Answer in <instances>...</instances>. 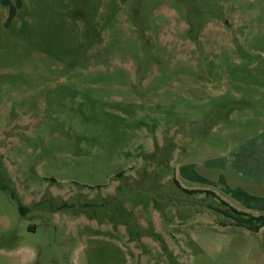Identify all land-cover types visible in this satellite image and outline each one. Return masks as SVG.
<instances>
[{"label":"rangeland","instance_id":"obj_1","mask_svg":"<svg viewBox=\"0 0 264 264\" xmlns=\"http://www.w3.org/2000/svg\"><path fill=\"white\" fill-rule=\"evenodd\" d=\"M257 163L264 0H0V264H264Z\"/></svg>","mask_w":264,"mask_h":264},{"label":"trees","instance_id":"obj_2","mask_svg":"<svg viewBox=\"0 0 264 264\" xmlns=\"http://www.w3.org/2000/svg\"><path fill=\"white\" fill-rule=\"evenodd\" d=\"M207 193L213 194L211 191H208ZM222 203L226 206V209L221 210L220 212L230 217L237 226L245 227L252 232H257L260 227L264 226V215L254 216L238 211L228 205L225 201H222Z\"/></svg>","mask_w":264,"mask_h":264},{"label":"crops","instance_id":"obj_3","mask_svg":"<svg viewBox=\"0 0 264 264\" xmlns=\"http://www.w3.org/2000/svg\"><path fill=\"white\" fill-rule=\"evenodd\" d=\"M249 171L250 170H245V172H248V173H249ZM253 172L254 173H261L260 177L259 176H257V177L253 176V180H251L253 183L254 189L258 188L259 186H260V188L264 187V164H262V163L255 164V166L253 167ZM256 191H257V189H256ZM260 204H261L260 210H263L264 209V201L262 202V200H261ZM257 210H259V209H257ZM252 215H256V214H252ZM261 229H264V226L260 227L257 232H259ZM257 232H255V233H257Z\"/></svg>","mask_w":264,"mask_h":264}]
</instances>
